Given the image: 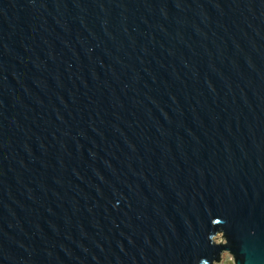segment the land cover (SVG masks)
Returning a JSON list of instances; mask_svg holds the SVG:
<instances>
[{
	"label": "water",
	"instance_id": "obj_1",
	"mask_svg": "<svg viewBox=\"0 0 264 264\" xmlns=\"http://www.w3.org/2000/svg\"><path fill=\"white\" fill-rule=\"evenodd\" d=\"M264 264V0H0V264Z\"/></svg>",
	"mask_w": 264,
	"mask_h": 264
},
{
	"label": "rangeland",
	"instance_id": "obj_2",
	"mask_svg": "<svg viewBox=\"0 0 264 264\" xmlns=\"http://www.w3.org/2000/svg\"><path fill=\"white\" fill-rule=\"evenodd\" d=\"M219 264H232L230 256L226 252L222 255V259Z\"/></svg>",
	"mask_w": 264,
	"mask_h": 264
}]
</instances>
